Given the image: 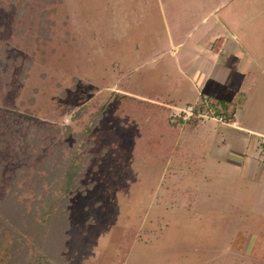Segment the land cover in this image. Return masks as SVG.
<instances>
[{
	"label": "rangeland",
	"instance_id": "obj_1",
	"mask_svg": "<svg viewBox=\"0 0 264 264\" xmlns=\"http://www.w3.org/2000/svg\"><path fill=\"white\" fill-rule=\"evenodd\" d=\"M16 6L0 4L10 163L28 124H57L72 146L102 110L70 195L66 264H264V172L245 167L264 163V0H61L44 41L48 5ZM216 36H238L243 57H212L201 85L192 49ZM206 96L237 114L192 115Z\"/></svg>",
	"mask_w": 264,
	"mask_h": 264
},
{
	"label": "trees",
	"instance_id": "obj_2",
	"mask_svg": "<svg viewBox=\"0 0 264 264\" xmlns=\"http://www.w3.org/2000/svg\"><path fill=\"white\" fill-rule=\"evenodd\" d=\"M42 1L48 5L38 26L44 41L49 38V24L54 22L46 15L55 11L61 0ZM22 3L27 0H17V13ZM4 49L0 46L1 58L5 56ZM1 69L0 66V73L7 76L8 71ZM208 107L224 119H230L235 112L232 101L206 96L202 102L192 104V115ZM101 111L93 114L84 129L74 132L72 146L67 141H55L54 133L61 130L57 124H28L14 164L10 163L14 155L6 150L0 135V264H66L63 251L69 237L70 195L79 187V174L89 158L82 148Z\"/></svg>",
	"mask_w": 264,
	"mask_h": 264
},
{
	"label": "crops",
	"instance_id": "obj_3",
	"mask_svg": "<svg viewBox=\"0 0 264 264\" xmlns=\"http://www.w3.org/2000/svg\"><path fill=\"white\" fill-rule=\"evenodd\" d=\"M217 40H219L218 44H217ZM215 42V43H213ZM240 43V39L238 36H235V38H232V37H224V36H216L214 38V40L212 41V44H211V47L209 48V50H206V49H202L201 47H197V46H194L195 49H192L193 52L195 53V56L197 55H202L204 57V62L202 64H200V66H197L198 69H200L201 71V76L198 77V81H200V84L203 85L205 80L207 79L208 77V74L210 73L208 71V66H210L212 64V57L214 59H216V56L217 54L219 55L217 57V59H226L228 60L225 61L224 63H226V65H235L237 64L238 61H240L242 59L243 56L242 53L238 54V53H234L235 50H233L236 46L237 47H240L239 45ZM243 48V47H242ZM246 48V46H245ZM248 51H246L247 53ZM245 53V54H246ZM223 63V65H224ZM190 64H188L189 66ZM241 91V90H240ZM243 92V91H242ZM229 101H232V99H227ZM233 102V101H232ZM235 104V112H234V115L235 116L237 114V108H238V104L237 103H234ZM232 116V117H233ZM242 117L240 116L239 119L242 121L241 119ZM241 127V125L239 126V128ZM248 131H251V132H254L255 130L251 129L248 127L247 129ZM256 133H258L259 135H263L264 132L262 131H257ZM243 159V158H242ZM243 162L242 163V166H243V163H244V159L241 160ZM246 164V170L250 172V176H254L255 180H257V178H260L264 172V163H260L259 161H257L256 159H249L247 160V162L245 163ZM251 176V177H252Z\"/></svg>",
	"mask_w": 264,
	"mask_h": 264
},
{
	"label": "built area",
	"instance_id": "obj_4",
	"mask_svg": "<svg viewBox=\"0 0 264 264\" xmlns=\"http://www.w3.org/2000/svg\"><path fill=\"white\" fill-rule=\"evenodd\" d=\"M192 108V107H191ZM190 108V109H191ZM192 111V110H191ZM203 112H205V113H200L201 115H203V114H206V115H208V116H210V117H213V118H215V119H217V120H224V117L221 115V114H217V113H215L213 110H212V108L211 107H208L206 110H204ZM263 136H264V134H263Z\"/></svg>",
	"mask_w": 264,
	"mask_h": 264
}]
</instances>
